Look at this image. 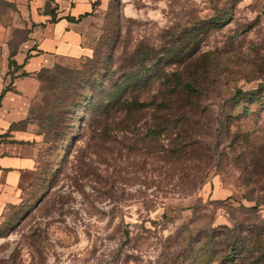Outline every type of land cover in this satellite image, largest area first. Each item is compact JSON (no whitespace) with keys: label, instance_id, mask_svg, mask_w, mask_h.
Returning <instances> with one entry per match:
<instances>
[{"label":"rangeland","instance_id":"1","mask_svg":"<svg viewBox=\"0 0 264 264\" xmlns=\"http://www.w3.org/2000/svg\"><path fill=\"white\" fill-rule=\"evenodd\" d=\"M28 8L0 0V48ZM99 24L92 56L39 73L40 165L0 215V264H171L213 231L224 254L264 227V0H108ZM130 70L145 104L104 111Z\"/></svg>","mask_w":264,"mask_h":264},{"label":"crops","instance_id":"2","mask_svg":"<svg viewBox=\"0 0 264 264\" xmlns=\"http://www.w3.org/2000/svg\"><path fill=\"white\" fill-rule=\"evenodd\" d=\"M108 0H29L28 37L14 51L0 48V215L21 199L25 180L40 165L43 135L30 123L39 73L62 58L90 57Z\"/></svg>","mask_w":264,"mask_h":264},{"label":"trees","instance_id":"3","mask_svg":"<svg viewBox=\"0 0 264 264\" xmlns=\"http://www.w3.org/2000/svg\"><path fill=\"white\" fill-rule=\"evenodd\" d=\"M117 1V0H116ZM98 42L95 45L94 53L97 51ZM93 53V54H94ZM14 51L11 52L9 65L16 66L13 59ZM133 64V62H131ZM132 70V69H131ZM128 71L125 75L119 77L115 80L113 84L109 87L105 86L103 83V99L101 105L104 106V111H114L116 109L136 107L145 104L139 100V96L135 94L137 86L141 84V79L136 72ZM40 79V76H39ZM190 87L189 84H187ZM102 94V93H101ZM132 94L133 96H128ZM243 90H238L235 98H239L244 95ZM97 96H91L89 102L92 105V109L99 103ZM154 102V97H150L149 104ZM77 102H75L76 105ZM97 118V116H96ZM246 228V231L250 233L242 234L238 230H229L220 242L227 244V252L224 254H219L215 249L217 244H219L218 238L220 233H215L216 231L209 232L208 234H203L202 236L192 239L190 238L187 246L184 249L182 256L183 260L179 258L174 259L171 264H204L208 262L216 261V264H225V261H240L241 264H257L264 261V227L252 225ZM220 239V238H219ZM253 243H251V241ZM247 262V263H245Z\"/></svg>","mask_w":264,"mask_h":264}]
</instances>
